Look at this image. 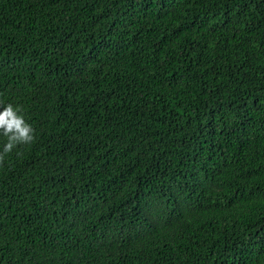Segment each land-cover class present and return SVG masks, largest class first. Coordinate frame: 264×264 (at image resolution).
I'll return each mask as SVG.
<instances>
[{"label":"trees","instance_id":"trees-1","mask_svg":"<svg viewBox=\"0 0 264 264\" xmlns=\"http://www.w3.org/2000/svg\"><path fill=\"white\" fill-rule=\"evenodd\" d=\"M0 102V264H264V0H0Z\"/></svg>","mask_w":264,"mask_h":264},{"label":"clouds","instance_id":"clouds-1","mask_svg":"<svg viewBox=\"0 0 264 264\" xmlns=\"http://www.w3.org/2000/svg\"><path fill=\"white\" fill-rule=\"evenodd\" d=\"M0 136L6 137V143L0 151V164L14 149L34 142L35 129L25 119L22 107L0 102Z\"/></svg>","mask_w":264,"mask_h":264}]
</instances>
